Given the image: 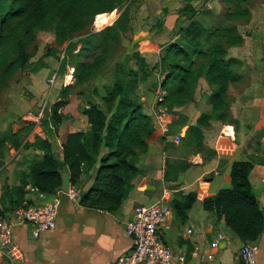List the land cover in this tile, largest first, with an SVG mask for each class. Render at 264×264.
<instances>
[{
    "label": "trees",
    "instance_id": "1",
    "mask_svg": "<svg viewBox=\"0 0 264 264\" xmlns=\"http://www.w3.org/2000/svg\"><path fill=\"white\" fill-rule=\"evenodd\" d=\"M126 1L0 0V82L11 76L13 68H23L27 64L30 53L26 45L32 41L35 30L42 24L56 23V31L64 38L68 32H75L83 26L84 16L99 20L107 15L103 12L120 8ZM195 15V11L186 13L187 23L178 29L177 40L165 45L160 54V64L165 73V103L183 106L192 101L202 77L212 87L207 98L212 111L197 117L182 138L188 147H193L190 151L194 153L203 151V128L209 126V121L229 117L228 111L227 114L223 113L228 108V86L239 81L241 75L234 69L239 59L228 56L226 46L243 41L242 35L234 27L209 30ZM123 20L127 23L124 24ZM12 21L14 24H11ZM128 21L129 16L124 10L112 27L123 31ZM221 39L226 46L220 42ZM83 65L87 70L93 69V64ZM131 72L127 69V73ZM124 88V84L119 81L107 88L102 97L104 107L94 101H87L82 113L86 116L89 128L86 131L69 132L61 145L60 157L55 155L52 141L47 136L37 135L33 142L23 143L28 135V130L24 128L16 133L0 134V148L7 141L15 148L23 145L27 149L35 147L42 151L40 158H32L27 164L21 184L5 188L6 200L0 206V216L25 200L27 185L50 195L60 189L61 170L68 171L70 184L78 185L82 173L94 167L96 171L90 187L82 193L78 187L79 204L108 211L120 206L131 189L130 179L139 173L134 158L139 152L147 151L146 140L153 131L152 116L143 111L139 101L127 99ZM63 104L60 100L52 104L49 121L54 127L63 118L59 112ZM214 112H218L216 116ZM252 168L253 163L249 160H234L229 172L230 186L202 200L203 209L212 212L242 241L256 240L264 233V210L249 181ZM196 197L197 194L192 191L179 198L172 197L171 208L182 223L188 220V212Z\"/></svg>",
    "mask_w": 264,
    "mask_h": 264
},
{
    "label": "crops",
    "instance_id": "2",
    "mask_svg": "<svg viewBox=\"0 0 264 264\" xmlns=\"http://www.w3.org/2000/svg\"><path fill=\"white\" fill-rule=\"evenodd\" d=\"M199 1L192 0V3ZM171 26L163 25L161 30L154 32L152 36L148 34L149 38H144L154 47L152 52L150 50L144 54L155 55L156 49H162L175 41L178 33L175 34L174 30L172 35ZM147 42L143 44L147 46ZM245 42L246 38L242 44ZM227 51L228 56L236 55L230 48ZM236 83L239 88H234V83H231L227 90L228 99L230 97L229 120L224 122L212 119L209 126L203 128V151L191 153L190 149L193 147H188L182 141L185 131L181 133V130L196 121L199 114L210 113L211 106L206 100L212 87L202 77L193 98L200 110L198 115L180 125L173 134L162 135L165 139L160 144L154 136L159 131H154V137L147 138V151L138 153L134 158L139 173L130 179L131 189L117 209L108 211L88 208L62 197L55 228L34 238L29 225H17L14 242L9 247L13 263L0 258V264H113L120 254L131 247L130 238L125 234V225L132 218L134 206L155 202L164 187L172 190L173 196L175 190L172 185H178L183 193L192 191L197 194L186 222L182 223L174 217L170 223L159 229V235L172 248L174 256L185 252L186 264H196L190 256L195 240L185 235V228L193 226L205 232L208 241L219 231H223L231 240L227 248L211 251L212 258L208 264H236L242 240L230 229L233 233L225 232L227 228L223 227V222L212 212L205 211L202 206L205 196L230 186L229 172L234 160H249L253 163L249 174L252 191L264 210V94L260 95L257 89L253 92L251 84L249 86L242 81ZM18 87L19 84L11 85L4 93V104L0 108V134L16 133L25 129L32 121L24 120V115L31 113L34 116L40 111L35 107L36 97H22L19 91L14 92ZM140 102L143 111L153 116L150 102ZM47 118L52 129L50 134L41 133V127L34 123L23 143L33 142L36 135L47 136L52 141L53 148L57 146L60 150L69 132L86 131L89 128L84 114L73 120L68 128L63 123L54 127L49 121V115ZM231 118L235 121L234 127L230 122ZM176 135L181 136L178 142L174 139ZM161 146L164 147L162 155L158 151ZM41 155L42 151L35 147L27 149L22 145L15 148L7 141L0 148V206L6 200L5 188L19 186L29 161L40 158ZM195 158L197 162L194 161ZM176 162L178 169L174 165ZM166 172L170 180L165 181ZM88 173L89 175L82 174L79 180L86 184L83 186L86 188L92 183L94 170ZM29 186L31 185L26 186L25 198L38 200L37 195L28 189ZM51 198L52 194L47 195V199ZM256 241L259 244L257 264H264V233Z\"/></svg>",
    "mask_w": 264,
    "mask_h": 264
},
{
    "label": "rangeland",
    "instance_id": "3",
    "mask_svg": "<svg viewBox=\"0 0 264 264\" xmlns=\"http://www.w3.org/2000/svg\"><path fill=\"white\" fill-rule=\"evenodd\" d=\"M124 10L129 16V21L126 29L119 31L112 26ZM189 11H195V18L209 30L234 27L237 33L242 35L243 40L246 38L243 44L226 46L223 39L220 42L226 46L227 50L229 48L233 50L236 54L234 57L239 59V64L234 65V69L241 75L237 82L242 81L243 84L252 85L253 92L257 89L260 95H263L264 0H200L196 3H192V0H127L120 8L103 12L107 15L100 22L97 21L103 18L94 21L95 18L92 20L89 16H84L83 26L75 32H68L64 38H61V34L56 31L54 22L44 23L38 27L32 41L26 45V50L30 53L27 64L23 68L15 70L13 68L11 76L0 82V108L4 104V93L11 85L19 84L14 92L19 91L22 97H36L35 107L38 111L45 104L44 117L38 126L41 127V131L39 130L41 133L49 135L52 129L48 125L47 115L50 114L53 103L58 100L64 102L59 109L63 115L60 123H63L64 127H70L73 120L83 115L82 109L88 100L104 107L102 97L105 90L119 81L125 86L127 99L150 102L151 110L155 104H163L167 108L169 119L167 130L164 132L157 125L156 118L151 115L153 131L150 136H153L154 131H159L154 136L159 144L162 143L165 139L164 135L173 134L180 125L198 115L200 110L194 99L183 106L169 105L160 100L165 95L163 89L165 73L160 64V54L163 50L156 49L155 55L144 54L154 49L144 38H149L148 34L152 36L154 32L161 30L163 25L170 27L172 23V35L174 30L177 34L178 29L187 23L185 16ZM123 23L127 22L123 20ZM11 24H14V21ZM177 38L178 34L175 40ZM144 42H147V46L143 44ZM84 63L93 64V69L91 71L85 69ZM127 69L132 71L131 74L127 73ZM233 85L234 88H239L238 83L235 82ZM197 87L198 85L196 89ZM229 99L226 96L228 108L226 107L224 114H227L226 111L229 113ZM148 108L146 106L147 110ZM217 113L214 112L213 115L216 116ZM229 117L219 120L225 122L229 120ZM233 121L231 118L232 127L235 124ZM31 123L28 124L31 128L29 126L25 128L28 133L34 125V122ZM187 129L188 127H185L181 133L184 131L186 133ZM180 137L176 135L175 141L178 142ZM163 148L161 146L158 149L161 155ZM54 153L60 157L57 146H54ZM194 161L197 162L196 158ZM174 165L176 169L179 168L177 162ZM91 170H94L95 176V167ZM88 172H85L86 175H89ZM166 180H170L167 172ZM78 184L77 187H80L81 193L90 187V185L87 188L83 187L86 184L80 181ZM172 188L175 190L173 197L179 198L187 193L179 190L178 185H172ZM223 227L227 228L225 232L233 233L227 226L223 225Z\"/></svg>",
    "mask_w": 264,
    "mask_h": 264
},
{
    "label": "built area",
    "instance_id": "4",
    "mask_svg": "<svg viewBox=\"0 0 264 264\" xmlns=\"http://www.w3.org/2000/svg\"><path fill=\"white\" fill-rule=\"evenodd\" d=\"M160 100L163 101V97ZM44 106L45 104L36 115L27 113L23 119L39 125L44 117ZM152 113L160 130L166 131L169 119L167 108L163 104H155ZM28 189L37 195L38 200L25 198L10 212L0 216V258L12 263L9 247L14 242L17 225H29L31 235L34 238L39 237L41 233L55 228L62 197L79 204L80 192L77 185L70 184L67 192L57 190L51 199H47L48 194L36 187L29 186ZM172 197V190L164 187L155 202L134 206L132 218L125 225V234L130 238L131 247L120 254L113 264H186V253L174 256L172 248L159 235L160 227L166 226L174 218L170 205ZM185 235L195 240L190 256L196 264H208L212 258V250L227 248L231 244V240L223 231L217 232L213 239L208 241L205 232L188 226L185 228ZM258 249L256 240L243 241L236 264H257Z\"/></svg>",
    "mask_w": 264,
    "mask_h": 264
},
{
    "label": "water",
    "instance_id": "5",
    "mask_svg": "<svg viewBox=\"0 0 264 264\" xmlns=\"http://www.w3.org/2000/svg\"><path fill=\"white\" fill-rule=\"evenodd\" d=\"M59 173L61 180L60 190L63 192H67L70 185L69 173L67 170H61Z\"/></svg>",
    "mask_w": 264,
    "mask_h": 264
},
{
    "label": "bare ground",
    "instance_id": "6",
    "mask_svg": "<svg viewBox=\"0 0 264 264\" xmlns=\"http://www.w3.org/2000/svg\"><path fill=\"white\" fill-rule=\"evenodd\" d=\"M101 24V23H100Z\"/></svg>",
    "mask_w": 264,
    "mask_h": 264
}]
</instances>
